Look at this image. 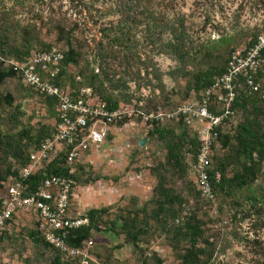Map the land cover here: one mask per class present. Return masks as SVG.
<instances>
[{
	"label": "trees",
	"instance_id": "trees-1",
	"mask_svg": "<svg viewBox=\"0 0 264 264\" xmlns=\"http://www.w3.org/2000/svg\"><path fill=\"white\" fill-rule=\"evenodd\" d=\"M4 1L0 0V9L3 7ZM63 1L69 8L66 7L56 17L53 16L52 22L61 27L59 29L65 49L54 48L62 53V58L51 81L58 86H67L72 91H76L79 87H89L105 103L108 109L119 104H125L129 100L126 94L116 97L112 93L116 87L125 85L127 80L122 79L123 75L129 77L128 81H131L139 74L138 69L129 70L132 68V64L125 51L127 49L125 44H136L137 31L141 33L140 44H162L166 54L178 61L180 76L187 77L185 92L188 96L191 92L198 93L206 88L212 79L224 70L230 51L237 46L226 48L224 54L220 56L215 53L216 44H233L242 41L243 43L238 46L247 45L261 31L251 33L249 38L245 39L246 37L243 34H228L227 30L234 31L232 27L225 28L220 22H211L212 15L223 9L220 0ZM251 1L254 5L261 4L264 6V0ZM187 3V8H190L191 11H189V15L192 16L190 18L193 20H189L182 10ZM58 8H60V5ZM70 8L73 10L71 11ZM239 8H241V5H239ZM198 16H201V20H194ZM10 27L7 18L1 16L0 83L5 78L13 77L21 84L19 75L16 72L7 65L2 67V64H4L2 63L3 59L21 60L27 57L30 51L48 50L52 47L43 43H40V48L34 50H29L25 45L23 48V45H21V48L17 47L13 45L14 36L10 31ZM84 27L94 28L95 33L92 34L91 41L93 44L98 45V52L91 57L90 62H86V67L78 70L77 76H74L68 71V66H77L82 58V49L73 46V44L86 43L81 36ZM207 27H211L215 34L207 33L200 36L194 33L202 32ZM79 33L81 35L76 36ZM21 41V44L28 43L26 39H21ZM118 53L119 59L116 57ZM262 55L264 58V49ZM109 60L111 62L116 60L118 65L124 66V71L117 72L115 66L110 64ZM143 71L144 77L151 76L156 81V88H161L160 72L151 61L143 66ZM116 75L117 77H115ZM79 76L81 79H79ZM75 79L79 80L76 81ZM257 80L261 85L257 92L250 91L243 84H240L236 89L233 101L234 114L237 110H242L245 114L242 121L234 126L232 134L229 131H219L218 147L223 154L212 155V164L209 170L210 176L215 173L218 174L217 181H214L213 186L215 201L220 196L229 198L239 220L250 216L264 215L262 207L264 204V188L259 190L254 185V181L260 174L261 165L264 164V128L258 119V117L264 116V100L260 97V92L264 89V63L262 71L257 75ZM21 86L29 93L35 94L29 87L22 84ZM37 96L44 101L47 108L53 110L55 117L54 99L41 95ZM11 102L12 96L10 94L5 93L0 96V103L10 105ZM139 108L141 109V107ZM142 110L145 112L155 111L157 106ZM21 114L22 112L18 107L9 113V118L13 121V124L17 123V119ZM125 120L123 118L114 124H121ZM52 132L53 125L51 128L41 125L34 134H30L28 130L21 128L14 140L5 139V142L1 144L4 146L3 152L5 153L3 154L11 156L16 166L8 164L3 169L0 168V187L9 177L18 176L19 168L27 162L29 149L36 148L39 142ZM145 137L147 140L150 137L161 140L164 145L165 163L180 172L183 171L184 154H189L190 159L193 160L198 145L194 133L180 121L177 123L154 124L149 130L145 131ZM92 148L85 149L81 156ZM80 158L73 163L71 166L73 171L69 173V166L64 161L63 151H58L44 167V174L35 172L24 179L23 182L26 184L25 194L37 189L42 179L50 175L70 178L72 180L70 193L73 192L79 181V171L83 174V168L79 163ZM155 177L156 184L152 188L153 198L150 201L154 208L149 216L154 221L161 223L165 214L173 217L171 221L175 227L172 229L171 238L176 244L180 242L186 244L178 252L176 264H210L211 252L208 251L210 244L206 238L202 237V220L195 212L189 214L185 212L189 207L190 200L183 199L165 186V179L161 174H156ZM195 192L201 200L209 203L208 200L199 195L196 187ZM173 203L176 204L177 210H180V212L182 210L187 215L185 214L184 217H181L180 214L175 215L176 209L171 208ZM106 213V207L87 209L85 214L88 218V224L69 230L65 237L66 243L77 246L81 241L89 239L92 231L100 230L99 222ZM14 216L12 214L6 220V227L0 232V240L10 233L9 228ZM179 216L181 219L175 222V219ZM147 227L148 223L142 216L137 219L135 216H128L127 214L118 215L111 222H108V229L114 231L117 228L122 231L125 238L140 252L142 249L137 246L138 236L145 233ZM26 235L33 243L50 248L54 252V256L50 261L51 264H67L66 261L60 259V253L44 241L35 221H32V227L27 229ZM262 249L258 258L259 264H264V248ZM146 254L153 259V262L147 260ZM90 264L106 263L96 261V263ZM137 264H161V260L154 252L143 251V256L139 257Z\"/></svg>",
	"mask_w": 264,
	"mask_h": 264
},
{
	"label": "rangeland",
	"instance_id": "rangeland-1",
	"mask_svg": "<svg viewBox=\"0 0 264 264\" xmlns=\"http://www.w3.org/2000/svg\"><path fill=\"white\" fill-rule=\"evenodd\" d=\"M220 3L223 9L212 15L211 22H220L225 28L232 27L234 31L229 29L228 34H243L245 39H248L249 34L258 33L264 28L263 5H254L251 0H220ZM3 4L0 17H6L10 23V31L14 36L13 45L20 48L25 45L29 50H34L40 48V43H43L52 48L65 49L59 29L61 27L52 22L53 16L56 17L60 11L69 8L63 0H5ZM187 7L188 3L182 10L190 20L192 16L189 15L190 8ZM194 20H201V16ZM94 33L93 27H84L82 35H76H81L86 43L73 44L83 52L77 66H68V71L74 76H77L78 70L86 67V62H90L91 57L98 52V45L91 41ZM194 33L201 36L213 31L211 27H207L202 32ZM20 38L26 39L28 43L21 44ZM140 43L141 33L137 31L136 44H125V51L132 64L129 70L138 69V76L128 81L129 77L123 75L122 79L127 80L124 85L126 87H116L112 93L116 97L128 95L129 100L125 104L144 110L155 105L157 108H170L184 101L188 96L185 92L187 77L180 76L178 61L166 54L162 44ZM242 43L238 41L233 44H216L215 53L221 56L226 48ZM116 57L119 59V53ZM110 60L109 63L115 66L117 72L124 71V66L118 65L116 60ZM148 61L160 72L161 88H156V81L151 76L144 77L143 66ZM2 63L3 67L5 59ZM5 93L12 96V102L10 105L0 103L1 169L8 164L16 166L11 156L3 154L4 146L1 144L5 139L14 140L21 128L28 130L30 134H34L41 125L51 128L54 120L53 110L47 108L39 96L24 89L16 78H5L0 83V96ZM16 107L22 114L17 123L13 124L9 113ZM244 114V111L237 110L235 123L225 131L232 134L234 126L242 121ZM258 119L264 128V116ZM143 136L145 137V130L139 119L114 124L106 141L85 152L79 160L83 174L80 171L78 173L79 181L73 191L71 210L85 212L89 208H107V213L99 222L100 230L92 231L89 236L92 241L91 247L88 248L90 256L95 261L106 264H137L139 257L143 256V251H148L154 252L161 264H176L177 254L186 244H176L171 238L172 229L175 227L171 221L173 217L165 214L161 223L149 216L154 208L150 201L153 198L152 188L156 184L155 175L161 174L164 176L165 186L183 199L190 200L185 212H195L202 220V237L210 244V264H259L258 258L264 248V215L239 220L229 198L220 196L214 203L201 200L195 192L190 155L184 154L183 171L180 172L165 163L164 145L158 138H146V142L139 146L137 141ZM221 153L222 150L217 147L212 155L218 156ZM254 185L259 190L264 188V164L261 165ZM3 189L2 185L0 197ZM262 207L264 212V204ZM171 208L176 209V204H171ZM185 212L176 209L175 215L184 217ZM124 214L135 216L137 219L142 216L148 223L147 231L138 236L137 246L142 249L141 252L125 238L122 231L117 228L114 231L108 229V222ZM31 218L29 214L22 212L12 218L10 233L0 240V264H51L54 252L50 248L33 243L26 235L27 229L32 227ZM146 258L153 262L149 255Z\"/></svg>",
	"mask_w": 264,
	"mask_h": 264
},
{
	"label": "built area",
	"instance_id": "built-area-1",
	"mask_svg": "<svg viewBox=\"0 0 264 264\" xmlns=\"http://www.w3.org/2000/svg\"><path fill=\"white\" fill-rule=\"evenodd\" d=\"M263 49L264 28L249 44L236 46L230 51L224 70L206 88L198 93L191 92L184 101L169 109L157 108L148 112L129 104L108 109L89 87L72 91L67 86L54 84L51 79L62 58V53L54 48L30 51L21 60L5 59V65L19 75L22 85L37 95L54 99L55 117L52 134L45 136L36 148L30 150L27 162L19 168L17 177H9L3 182L0 232L12 214H29L44 241L60 253L61 260L67 264L96 263L88 252L92 244L90 239L81 241L77 246L65 241L69 230L88 224L85 212L71 210L72 180L58 175L45 176L39 187L28 194L24 192L26 184L23 181L35 172L44 174V167L58 151H63L64 161L71 173V166L84 150L105 142L111 126L123 118H139L145 131L154 124L178 121L189 127L198 141L192 160L194 184L202 198L214 203L213 186L218 174L210 176L209 170L213 150L219 146L218 134L235 123L233 101L239 85L243 84L253 92L259 91L261 85L257 75L264 63ZM260 97L264 100V89ZM180 219L179 216L175 222Z\"/></svg>",
	"mask_w": 264,
	"mask_h": 264
},
{
	"label": "water",
	"instance_id": "water-1",
	"mask_svg": "<svg viewBox=\"0 0 264 264\" xmlns=\"http://www.w3.org/2000/svg\"><path fill=\"white\" fill-rule=\"evenodd\" d=\"M146 142V137H140L139 139H138V141H137V144L139 145V146H142L144 143Z\"/></svg>",
	"mask_w": 264,
	"mask_h": 264
}]
</instances>
